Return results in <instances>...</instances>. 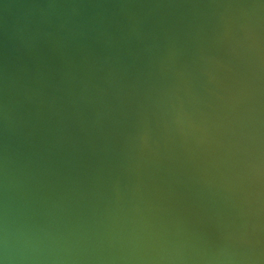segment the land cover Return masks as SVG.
<instances>
[{"label":"water","instance_id":"1","mask_svg":"<svg viewBox=\"0 0 264 264\" xmlns=\"http://www.w3.org/2000/svg\"><path fill=\"white\" fill-rule=\"evenodd\" d=\"M0 264H264V0H0Z\"/></svg>","mask_w":264,"mask_h":264}]
</instances>
